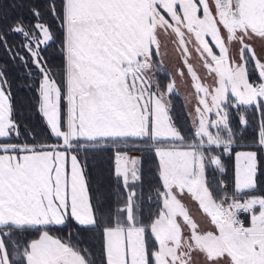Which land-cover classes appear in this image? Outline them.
Wrapping results in <instances>:
<instances>
[{
    "label": "snow or ice",
    "instance_id": "snow-or-ice-1",
    "mask_svg": "<svg viewBox=\"0 0 264 264\" xmlns=\"http://www.w3.org/2000/svg\"><path fill=\"white\" fill-rule=\"evenodd\" d=\"M27 12L0 8V264H264V0Z\"/></svg>",
    "mask_w": 264,
    "mask_h": 264
},
{
    "label": "trees",
    "instance_id": "trees-1",
    "mask_svg": "<svg viewBox=\"0 0 264 264\" xmlns=\"http://www.w3.org/2000/svg\"><path fill=\"white\" fill-rule=\"evenodd\" d=\"M32 0H0V8L4 10V12L11 18L16 19L18 16L23 15L27 18L28 16V6L29 3H31ZM36 2L43 3V0H36ZM11 40L19 42L21 37L18 35H13L10 37ZM56 45H53L52 47L48 48V50L44 53L45 57L48 59V62L50 64H57L59 62L58 53L55 51ZM4 56V53L2 50H0V57ZM168 79V76H166ZM29 94L26 92L18 91L17 92V98L18 100L21 97L27 98ZM173 103L175 106V112L174 116L178 118V123H185L187 120V117L185 113L187 110L185 109V106L183 104V101L181 96L178 94H175L173 97ZM37 126L39 125V121H34ZM139 155V153H138ZM96 164L95 171L100 172L104 178V180L107 182V177L109 175V169L111 167L110 162L105 159H98L94 162ZM152 167L151 161H148L144 164V172H145V180L151 179V172L149 171ZM257 195L262 194L260 192L255 193ZM66 231V230H65Z\"/></svg>",
    "mask_w": 264,
    "mask_h": 264
},
{
    "label": "rangeland",
    "instance_id": "rangeland-1",
    "mask_svg": "<svg viewBox=\"0 0 264 264\" xmlns=\"http://www.w3.org/2000/svg\"><path fill=\"white\" fill-rule=\"evenodd\" d=\"M256 47H257V51H259V49H260V43H259V42H257ZM168 55H169V57H170V60H172L173 56H175V54L172 52L171 48H169V50H168ZM173 60H174V59H173ZM174 61H175V67H177V65H179V63H177L176 58H175ZM172 73L175 74V69H174V68H172ZM176 80H177V84H178V91H177L176 94H177V95L179 94V95L181 96V98H183L182 101H183V104H184V106H185V100H184V97H185L189 92H191L192 89H191L189 86H187L186 84H183V85H182V80L180 79V77L176 76ZM180 82H181V83H180ZM185 109L187 110L186 107H185ZM136 154L138 155V153H136Z\"/></svg>",
    "mask_w": 264,
    "mask_h": 264
},
{
    "label": "flooded vegetation",
    "instance_id": "flooded-vegetation-1",
    "mask_svg": "<svg viewBox=\"0 0 264 264\" xmlns=\"http://www.w3.org/2000/svg\"><path fill=\"white\" fill-rule=\"evenodd\" d=\"M175 58H176V56H173L172 60H170L169 55L165 58V64L167 65L168 72H171L172 73V68H174L175 69V72H176V69H177V67L179 65H177V67H175V61H174ZM176 61H177V63H179L178 60H177V58H176ZM193 62L195 63V61H193ZM200 73H201V75H203V70L202 69H200ZM157 76L161 80L162 83H166L167 82V77H166L167 75H166L165 72H159V73H157ZM183 84H185V83L182 81V85Z\"/></svg>",
    "mask_w": 264,
    "mask_h": 264
}]
</instances>
